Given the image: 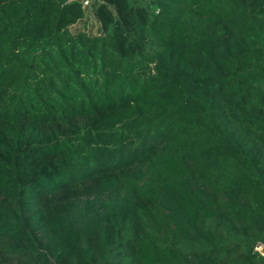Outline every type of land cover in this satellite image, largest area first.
Wrapping results in <instances>:
<instances>
[{
	"label": "trees",
	"instance_id": "16d2710c",
	"mask_svg": "<svg viewBox=\"0 0 264 264\" xmlns=\"http://www.w3.org/2000/svg\"><path fill=\"white\" fill-rule=\"evenodd\" d=\"M90 10L0 0V264H264V0Z\"/></svg>",
	"mask_w": 264,
	"mask_h": 264
},
{
	"label": "rangeland",
	"instance_id": "374dc122",
	"mask_svg": "<svg viewBox=\"0 0 264 264\" xmlns=\"http://www.w3.org/2000/svg\"><path fill=\"white\" fill-rule=\"evenodd\" d=\"M93 0H90V4L89 5H85V7H86V9H87V17L83 20V23H81L82 24V26H84V25H87V26H89V28H90V31L91 32H94V33H96L97 31H98V21H97V19L93 16V14H92V11L90 10V5H91V2H92ZM76 27V26H75Z\"/></svg>",
	"mask_w": 264,
	"mask_h": 264
},
{
	"label": "built area",
	"instance_id": "2783aa9c",
	"mask_svg": "<svg viewBox=\"0 0 264 264\" xmlns=\"http://www.w3.org/2000/svg\"><path fill=\"white\" fill-rule=\"evenodd\" d=\"M83 3H84L85 5H89V4H90V0H83ZM85 5H84V6H85ZM256 249L259 250L261 253L264 254V246H263V244L259 243V244L256 246Z\"/></svg>",
	"mask_w": 264,
	"mask_h": 264
}]
</instances>
